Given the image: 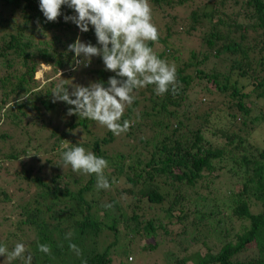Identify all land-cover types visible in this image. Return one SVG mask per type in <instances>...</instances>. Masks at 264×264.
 Masks as SVG:
<instances>
[{"label": "trees", "instance_id": "16d2710c", "mask_svg": "<svg viewBox=\"0 0 264 264\" xmlns=\"http://www.w3.org/2000/svg\"><path fill=\"white\" fill-rule=\"evenodd\" d=\"M203 1L149 0L159 33L149 46L176 65L179 90H135L123 116L133 123L116 136L69 115L74 106L52 95L61 83L69 92L107 87L116 75L101 57L85 62L69 50L77 38L99 47L94 28L66 22L76 15L66 5L50 22L39 0H0V174L6 162L19 163L0 203L11 198L7 187L25 194L0 245L23 243L32 264H136L135 250L159 244L141 246L142 237L178 225L189 241L169 242L176 258L169 251L167 264H264V0ZM180 6L185 15L170 12ZM177 36L199 41L183 60ZM74 146L108 161L109 189L64 164L62 153ZM103 231L112 240L100 249ZM38 244H49L51 255ZM0 264L24 261L0 256Z\"/></svg>", "mask_w": 264, "mask_h": 264}, {"label": "clouds", "instance_id": "9594fccd", "mask_svg": "<svg viewBox=\"0 0 264 264\" xmlns=\"http://www.w3.org/2000/svg\"><path fill=\"white\" fill-rule=\"evenodd\" d=\"M65 5L76 13L65 16V21H72L82 32H87L91 25L99 45L77 38L69 45V50L75 57L83 56L85 62L95 56L101 57L106 69L116 74L109 77L107 87L102 82H94L87 87L76 85L69 92L63 83L58 84L52 95L56 100L74 106L69 109V115L97 121L119 136L133 123L123 116L136 99L135 90L155 85L157 95L169 91L177 94L179 84L175 64L159 58L148 43L159 38L158 29L152 22L149 0H39V8L50 22L61 16V8ZM80 63V60L75 61L76 65ZM62 160L74 172L95 174L98 189L110 188L104 175L108 161L103 157L83 146H74L62 153ZM68 235L70 237L71 233ZM37 247L40 252L51 255L49 244H38ZM69 249L78 257L82 255L76 244H69ZM26 252L28 249L23 243H16L11 251L0 245V256H7L9 262L21 259L24 264H32L33 257L30 252L25 255Z\"/></svg>", "mask_w": 264, "mask_h": 264}, {"label": "rangeland", "instance_id": "374dc122", "mask_svg": "<svg viewBox=\"0 0 264 264\" xmlns=\"http://www.w3.org/2000/svg\"><path fill=\"white\" fill-rule=\"evenodd\" d=\"M202 2H204L203 0H201ZM170 12H172L173 14L176 15H185L187 13V8H184L183 6L180 7H176L172 10H170ZM161 31L163 32L164 29H161ZM161 36H163V34H161ZM187 36V35H184ZM180 37L177 36L176 39H179L177 41V44H175V47L179 48V52L177 53L178 56H180V60H183L185 58H187L189 51L194 48L197 47L199 45V41L196 42V40L194 38H192L191 36L189 37ZM156 48L158 50V53L165 50V46L161 45V44H156ZM153 51H155V48H153ZM167 52V51H166ZM171 60V59H170ZM176 66V65H175ZM43 69H47V71L49 70V67H43ZM79 77L81 78L82 74H78ZM37 76L42 80V82L44 81V79L41 77L42 76V72L41 70L37 73ZM117 145V144H116ZM8 168V171L6 173L1 172L0 174V189L4 188L3 186H5L6 183H8L9 181H11V179L13 178V174L15 172V170H17L19 168V163L17 161H12V162H6L5 165ZM7 192L9 193L11 191V198L9 201L7 202H3L0 203V222L2 223L0 225V241L3 240L5 238V233H6V228L7 226L10 227V225L14 224L16 221H13L17 218L18 215V210L15 209V201L16 200H20V199H25V194L23 192H19V191H14L12 193L11 188L7 187ZM23 197V198H22ZM177 214V213H176ZM160 216H163V213L160 214ZM8 217H10L12 220H5L8 219ZM11 228V227H10ZM168 233H165L163 230L160 232V234H158L157 236H149L147 237H142L139 240V243L141 244V246H146L148 245V243H159L157 248L154 250H149L146 253H140L139 250H135V255L138 256V260L136 264H167L166 263V259L168 257V255L166 256V254L168 253L170 256H172L173 259L176 258V255L174 254L173 249L171 248L169 242L172 240H179L181 239L182 242H184L183 239L186 238V240L189 241V237L188 235H182L181 237H178V233L180 232V226L178 225H173L171 228L169 227V231H167ZM112 240V235L109 232L103 231L102 233H100V238H99V248L103 249L109 242H111ZM213 238H208V242L209 244H211L213 242ZM121 241V240H120ZM134 257L132 260L128 261L130 262H134ZM116 260V259H115ZM113 262V264H117L118 261L116 260Z\"/></svg>", "mask_w": 264, "mask_h": 264}]
</instances>
